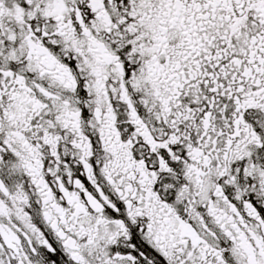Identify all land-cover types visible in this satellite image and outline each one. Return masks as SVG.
<instances>
[{"label":"snow or ice","instance_id":"snow-or-ice-1","mask_svg":"<svg viewBox=\"0 0 264 264\" xmlns=\"http://www.w3.org/2000/svg\"><path fill=\"white\" fill-rule=\"evenodd\" d=\"M0 264H264V0H0Z\"/></svg>","mask_w":264,"mask_h":264}]
</instances>
